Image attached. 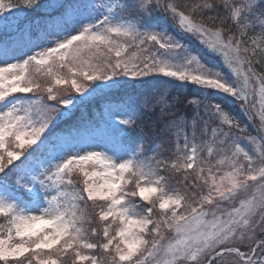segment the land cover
<instances>
[{
	"label": "snow or ice",
	"instance_id": "obj_1",
	"mask_svg": "<svg viewBox=\"0 0 264 264\" xmlns=\"http://www.w3.org/2000/svg\"><path fill=\"white\" fill-rule=\"evenodd\" d=\"M38 4L0 0V30ZM60 8L17 29L22 58L0 54V264H264V71L254 67H264V0ZM149 77L160 87L59 127ZM229 101L259 136L245 135Z\"/></svg>",
	"mask_w": 264,
	"mask_h": 264
},
{
	"label": "trees",
	"instance_id": "obj_2",
	"mask_svg": "<svg viewBox=\"0 0 264 264\" xmlns=\"http://www.w3.org/2000/svg\"><path fill=\"white\" fill-rule=\"evenodd\" d=\"M16 2H18V0H13V3H16ZM71 2H72V0H66V2L63 4H68ZM176 2L177 3H183V0H176ZM60 3H61V1L55 4L53 2V0H39V4L35 8L25 9V15L26 16L29 15L30 18L32 16H35V15H37V16L34 17L29 22L24 23L18 29L20 31H23L27 28V26L29 24H31L33 31H35L36 23H34V22H36V21L42 22L43 19L49 14L57 15L62 10L60 8V5H61ZM20 31L17 30L16 32H14L12 34L6 35V37L10 40L9 41L10 43L8 41H7V43H9V45H11V44L18 45V47L21 48L22 50H26L27 47L25 46L24 42L21 41V39H20ZM169 33L170 34L172 33L176 37V39H178L182 43L186 44L192 50L193 54L199 55L202 53V47L199 44H194L193 41H190L184 37H181L172 28H169ZM261 59H262V63H264V61H263L264 58H261ZM211 63L214 64V66L220 67V65L217 64L216 60H213ZM254 67H256L258 71H264V67H262L261 65H255L254 64ZM40 79L42 80L43 78H40ZM155 87H160V86L153 84V80H152V82H147V83H143V84H141L139 82H132L129 85H127L125 88L120 89L119 91H114L108 97H105L103 94H101V95L95 97L94 99L90 100L89 102L82 104L79 107H77L73 111V113L71 114L70 119L62 121L60 123L59 127L60 128H68V127L77 126V125H81V124H85L88 122L98 120L100 110L102 108V105L105 102V99L119 100L121 98H127V95L133 94L134 91L143 92V91H147L149 89L155 88ZM167 87H168V90L170 92H174L175 94L180 95L182 100L185 96L190 97L193 95L191 87L186 88V89H174V88H172L171 85H169ZM74 94L75 93H72V95H74ZM50 103H53V102H50ZM225 107L228 108L234 114L238 113L239 109L236 107L235 104L230 105V103L228 102L225 105ZM15 163H19V161L15 162ZM73 179L78 182L80 187H82V177H79V176L75 177V175H74ZM171 186H176L175 180L172 181ZM129 199H133V198L129 197ZM89 204H91V202H89ZM1 219L5 220L6 218L0 217V220ZM100 238H102V236L101 237H92V236L89 237V239H91L93 242H95L97 239H100Z\"/></svg>",
	"mask_w": 264,
	"mask_h": 264
},
{
	"label": "rangeland",
	"instance_id": "obj_3",
	"mask_svg": "<svg viewBox=\"0 0 264 264\" xmlns=\"http://www.w3.org/2000/svg\"><path fill=\"white\" fill-rule=\"evenodd\" d=\"M60 1H61L60 4H63V3L66 2V0H53L54 3H58ZM24 12H25V10L20 15H17V12L14 10L11 14H8L9 27L7 29H5V30H0V40L5 38V41H6V42L5 41H0V54H2L3 50L5 49V47H7L8 51H9V57H8L9 61H11L12 59L17 58V57L22 58L23 52L28 51V48L26 50H22L21 48L18 47V45H14V44L9 45V43H10L9 41L10 40L5 37V34H10V33L12 34L17 29L18 26L19 27L22 26L24 23L29 22L30 20H32L34 17L37 16V15H35V16L31 15L32 17L30 18L29 15L25 16ZM170 23H171L170 21H168L166 23V22H164L163 19H161L159 21V27L163 28L164 30L169 32V28L174 29L173 27L170 26ZM180 36L184 37L186 39H189L190 41H193L194 44H199L197 41H195V40H193L191 38L185 37L183 35H180ZM7 41L9 43H7ZM262 58H264V57H262ZM216 61H217V64L220 65V67L215 66L217 69H223L224 71H227V69L223 66L221 60L216 59ZM153 79H154L153 77H149V78H147V82H152ZM147 82H145V83H147ZM229 103H230V105L232 104L231 101H229ZM235 115L238 117V119H239V121H240V123L242 125H246L247 133L245 135H247V134H250V135H253V136H259L260 135V133H258L256 127H254L253 123L249 122V120L240 112V110H238V113L235 114ZM255 124H257V125L259 124V119L258 118L255 120ZM237 135H239V133H237ZM241 143L243 144V146L247 150L252 151V146L250 144H248L246 140L241 139ZM75 177H77V176L75 175ZM128 187L131 188L132 185H129ZM136 199H138V198H136ZM98 203H102V202H98ZM5 221H6V219L5 220L1 219L0 223H5Z\"/></svg>",
	"mask_w": 264,
	"mask_h": 264
}]
</instances>
